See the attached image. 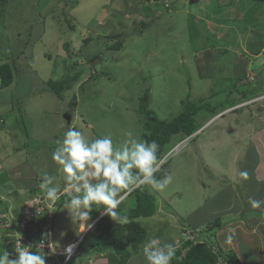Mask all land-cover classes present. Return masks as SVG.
Segmentation results:
<instances>
[{
  "label": "rangeland",
  "instance_id": "rangeland-1",
  "mask_svg": "<svg viewBox=\"0 0 264 264\" xmlns=\"http://www.w3.org/2000/svg\"><path fill=\"white\" fill-rule=\"evenodd\" d=\"M148 5L134 0H9L6 17H0V65L15 63L18 69L9 88H1L0 80V198L10 205L9 218L0 215V248L1 231L10 219L14 231L5 233L17 238L15 244H24L15 224L23 221L32 190L42 192L45 173L60 185L59 197L68 196L60 198L62 207L46 201L51 207L45 219L37 218L26 233L45 225L51 234L41 241L64 250L89 230L82 232L66 209L72 193L64 191L65 174L52 160L69 126L84 131L89 140L110 134L119 143L128 132L141 136L138 99L146 90L149 108L163 120L176 117L188 96L198 101L222 90L221 96L230 92L238 104L259 97L257 103L228 109L211 120L196 140L176 145L165 170L173 181L164 191L146 186L158 211L139 221L147 229V243L174 244L182 230L197 232L221 248L239 239L243 261L262 264L264 225L248 232L236 224L264 223V213L249 204V198L264 196L259 178L264 174V86L246 100L241 96L252 88L247 78L254 73L264 83V58L251 50L264 38V0H161ZM142 22L151 24L143 28ZM118 33L125 34L124 48L110 50L115 40L108 36ZM87 39L91 41L85 43ZM94 55L101 60L88 63L87 56ZM81 67L84 74L63 97L50 91V80L59 81ZM243 69L247 77L241 85ZM245 170L246 181L239 176ZM95 208L88 221L92 225L100 218ZM232 223L246 229L248 238L229 232ZM248 241L253 249L245 252ZM81 255L70 263H79ZM105 255L85 257L90 260L84 258V264H107ZM130 263L146 264L143 250ZM46 264H53L49 257Z\"/></svg>",
  "mask_w": 264,
  "mask_h": 264
},
{
  "label": "trees",
  "instance_id": "trees-1",
  "mask_svg": "<svg viewBox=\"0 0 264 264\" xmlns=\"http://www.w3.org/2000/svg\"><path fill=\"white\" fill-rule=\"evenodd\" d=\"M134 1H140L144 7L150 8V5L148 4H152V2L159 3L161 0ZM8 3L9 0H0V17L2 18L6 15ZM150 24V22H142L141 25L143 28H146ZM70 26L74 29V26ZM124 35V33L109 35L108 38L115 40V43L110 46L109 49L113 51L122 50L125 43ZM88 41L91 40L87 39L85 43ZM64 47L70 56L69 44L66 43ZM256 47L257 49H255ZM256 47L251 48V50L256 56H258L264 47L263 37L260 39V42L257 43ZM99 56L100 55H94L92 57L87 56L88 63H94L95 61L101 60V57L99 58ZM69 59L73 60L72 57H69ZM73 65L75 64H70V67L72 68ZM16 69H18V67L15 66V63L6 62L0 65L1 88L7 89L14 83L16 80ZM92 71L93 73L95 72L94 69H92ZM243 71L244 72H242L241 76L238 78L239 84L241 81H244L247 76L246 69H243ZM84 72L85 70L83 68H79L76 72H68V74L59 81L50 80L48 87L55 95L63 97V93L71 90L73 84L82 77ZM234 85L236 87L238 83ZM263 86V81L261 82L257 76L256 81L251 85L252 88L248 92H241L242 98H245L244 100L248 99L251 95L250 93H255L256 90ZM221 91L222 90L215 95L213 94L209 99L198 101H192L191 97L188 96L182 101L183 107L180 113L170 120L161 119L153 109L149 108V90H146L141 96H139L138 113L142 122V132L140 137L149 143L155 141L159 145L157 155L162 163L159 171L156 173L157 178H163V176L167 174L165 170L167 169L169 161L168 154L176 147V145L183 142L185 139H190L191 141L196 140L199 133L205 129V126L211 120L219 115L222 116L223 112L238 104L233 98H231L232 96L230 92H225L224 94H226V96H221ZM214 96L218 97L215 100H212L214 99ZM257 96H254L253 98H256ZM71 106L73 109L77 106L75 99H73ZM13 109L12 111H15ZM145 188L146 186L136 188L119 206L118 211L122 216L127 217V223L116 224L107 215H102V210L99 211L98 208L97 216L102 215V217L96 222L94 230L87 232L81 241L80 250L82 252V257H88L91 259L95 254L105 253L106 257L103 260H105L107 264H128L132 256L135 253L140 252V249L142 250L143 245L146 243L148 232L140 223L139 219L141 217H153L158 211L156 198L145 191ZM32 191L31 194H40L41 192L35 189ZM65 196L68 195H63V197ZM60 200L58 201V205L59 207H62ZM4 202L6 203L5 199L0 198V215L4 213L8 214L10 210V205L4 204ZM260 211L261 214L264 213V210L260 209ZM46 225L48 226V223H46ZM49 225L53 228V223H50ZM15 227L19 230L17 224H15ZM12 229H10V231L2 230L4 239L1 248L10 253V259H15L16 253L13 249L15 239L8 237L5 233L12 232ZM47 229L48 228L45 225H41L38 231L36 230L35 232L32 230L28 233L25 232L24 236L28 241H31L35 245L41 242L48 231ZM199 239H203V243H197L196 245H193L191 242L185 243L183 250L176 252V258L173 259L171 264H243L241 258L233 250H231L230 253H225L223 248L219 246V243L217 246L212 241H208L210 238L205 239L199 234L197 240L199 241ZM189 246H191V248ZM32 250H37L36 245L32 246ZM183 251H185V254L182 256ZM76 257L77 256L74 258L76 259ZM74 258H71L67 264L72 262ZM84 258L77 264H84ZM90 259L86 260L85 258V262H88Z\"/></svg>",
  "mask_w": 264,
  "mask_h": 264
},
{
  "label": "clouds",
  "instance_id": "clouds-1",
  "mask_svg": "<svg viewBox=\"0 0 264 264\" xmlns=\"http://www.w3.org/2000/svg\"><path fill=\"white\" fill-rule=\"evenodd\" d=\"M254 74V81H256L257 74ZM249 79L247 78V80ZM242 82L240 84H245ZM258 97L236 106H250L257 103ZM262 97L264 98V94ZM57 145L52 153V160L59 165L58 170L65 174L64 179L67 186L64 191L72 193L71 199L65 207L72 220L79 222L82 232L86 229H89L87 232L93 231L96 222L102 215H107L116 224L127 223V217L122 216L118 209L128 195L141 186L164 191L173 181L171 175H164L163 178L156 176L162 163L157 155L159 145L155 141L149 143L132 132L126 133L125 138L117 143L114 142L110 134H102L89 140L84 131L69 126L62 140L57 141ZM239 176L246 181L249 178V173L246 170L240 171ZM54 181L55 177L45 173L40 184L42 192L33 194V197H28L26 200L33 201L35 197L42 194L45 201L58 204L60 185ZM249 204L252 209L264 208V200L249 198ZM94 206L99 208V211L102 210V215L92 225L88 221L91 219L90 213ZM8 214L4 213V215ZM10 229L12 227L6 231H10ZM184 232L187 231H181V237L175 240L174 245L171 243L163 245L160 240L147 243L146 240L142 247L146 264H171L176 252L183 250L185 243L191 242L193 245L203 243V239H199L197 243L190 240L183 242L182 234ZM198 236L199 234H197V238ZM12 237L15 239L13 249L16 258L10 259V253L0 248V264H46L45 254L39 251V247L43 243L37 246L36 251L26 246L17 249L15 244L17 238L14 235ZM83 238L74 242L78 243V246L71 243L64 249L63 254L66 260L74 258L78 253L82 254L80 243ZM189 247L191 248V246ZM73 252H75L74 255H72ZM184 254L185 251L182 256Z\"/></svg>",
  "mask_w": 264,
  "mask_h": 264
},
{
  "label": "built area",
  "instance_id": "built-area-1",
  "mask_svg": "<svg viewBox=\"0 0 264 264\" xmlns=\"http://www.w3.org/2000/svg\"><path fill=\"white\" fill-rule=\"evenodd\" d=\"M38 200L40 202H38ZM32 202H33V206H35V209H33V208L32 209L31 208H25L24 213H23L25 215V217H24L23 221H21L20 223H17L18 228H19V232H20V237L19 238L24 237V235H25L24 233L25 232L29 231L30 229H33L32 226L35 225L34 223H35V220L37 218L45 219L44 218V216H45L44 214L47 215V213L49 212V206L50 205L47 206V203H46V201H44V198H43L42 194L37 196V197H35ZM45 203H46V205H45ZM53 204H55V202H53ZM5 216L8 217L7 215H5ZM5 216L3 215V218H5ZM49 218H52V217L48 216L47 217V222L51 223L52 220L48 221ZM2 220H4V219H2ZM7 220H9V219H7ZM5 224H6V220H5V223L3 225H5ZM6 226H8L7 229L12 227L11 219H10V224H7ZM50 232H51V230H48L47 234L48 233L51 234ZM182 238L184 240L183 242L188 241V240L194 241V243L198 242L197 233L196 232H195V234L194 233H190V232H184L182 234ZM29 242H31V241H28V239L25 238L24 244L23 243H21V244L17 243L16 244V248L18 249L19 247H21L23 245H26L27 247L32 246V243H30V245H27V244H29ZM41 243H43V244L40 245ZM73 244L78 246V243H73ZM35 245H36V248H37L38 245H40L39 251L42 254L44 253L45 257H49L50 261L53 264H67V262L70 260V259H68V260L65 259V255L63 254L64 250L55 248V247H53V245H47L44 241H41L40 243L35 244ZM74 254H75V252H73L72 255H74ZM63 258H64V261L62 262Z\"/></svg>",
  "mask_w": 264,
  "mask_h": 264
},
{
  "label": "crops",
  "instance_id": "crops-1",
  "mask_svg": "<svg viewBox=\"0 0 264 264\" xmlns=\"http://www.w3.org/2000/svg\"><path fill=\"white\" fill-rule=\"evenodd\" d=\"M256 57H258V56H256ZM260 167V166H259ZM263 174V173H262ZM261 180H263L264 181V174L261 176V177H259ZM260 200H264V196L260 199ZM253 210V209H252ZM259 211H260V209H258ZM262 210H264V208H262ZM261 212V211H260ZM239 221H243V220H239ZM255 222L256 223H254L253 225L251 224H248V225H246V224H244V223H246V221H243V222H240V223H238V224H236V225H244V226H246L247 228V231L248 232H250V229L252 228V231L254 230V232H256L257 230H258V228H259V226H262V225H264V223L263 222H260V221H257V220H255ZM231 226H232V228L229 230V232H232V231H240V232H242V234L243 235H245L246 236V238H248V232L247 231H245L246 229H240L238 226H235V224L234 223H232L231 224ZM197 228H200V227H197ZM260 238V237H259ZM250 241V240H249ZM249 241L248 242H246L245 243V246H246V250H245V252H247L248 250H250V249H253V247L251 246V244H249ZM264 241V239H260V243H262ZM241 240H239V239H235V240H232V241H228V245L227 246H225L224 248H223V250L224 249H227V250H233L234 252H236L237 253V255L241 258V256H240V251L242 250V246H241ZM174 245V244H173ZM221 247V246H220ZM261 251H260V256H261V258H262V260L260 261V262H262V264H264V247L263 248H261L260 249ZM250 253H252V252H248V254H250ZM244 257V256H243ZM242 259V258H241ZM245 259V261H243V259H242V262H243V264H252L251 263V261H248V260H246V258H244ZM130 261H131V259H130ZM130 261H129V263L128 264H131L130 263Z\"/></svg>",
  "mask_w": 264,
  "mask_h": 264
},
{
  "label": "bare ground",
  "instance_id": "bare-ground-1",
  "mask_svg": "<svg viewBox=\"0 0 264 264\" xmlns=\"http://www.w3.org/2000/svg\"><path fill=\"white\" fill-rule=\"evenodd\" d=\"M260 55L261 56H263V58H264V47H263V49L261 50V53H260ZM260 55H258V56H260ZM254 80H255V77L253 76L251 79H249V81H250V83L249 84H251V83H254ZM239 108L238 106H234V107H232V108H230L231 110H233V108ZM60 198V197H59ZM26 202H29L30 204H28V203H26L25 204V208H33V209H35V206H31V202L32 201H29V200H26ZM14 222H16V221H14ZM51 230V229H50Z\"/></svg>",
  "mask_w": 264,
  "mask_h": 264
},
{
  "label": "water",
  "instance_id": "water-1",
  "mask_svg": "<svg viewBox=\"0 0 264 264\" xmlns=\"http://www.w3.org/2000/svg\"><path fill=\"white\" fill-rule=\"evenodd\" d=\"M99 69H101V65H100V64L97 65V67H96L95 70L97 71V70H99ZM67 118H68V122H69V124H70V118H69V116H67Z\"/></svg>",
  "mask_w": 264,
  "mask_h": 264
}]
</instances>
